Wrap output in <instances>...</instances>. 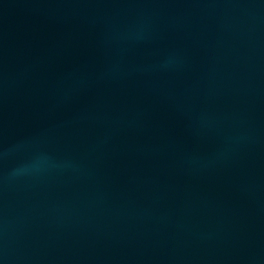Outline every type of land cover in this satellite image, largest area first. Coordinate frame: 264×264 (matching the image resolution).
<instances>
[{
    "label": "water",
    "instance_id": "obj_1",
    "mask_svg": "<svg viewBox=\"0 0 264 264\" xmlns=\"http://www.w3.org/2000/svg\"><path fill=\"white\" fill-rule=\"evenodd\" d=\"M0 264H264V0H0Z\"/></svg>",
    "mask_w": 264,
    "mask_h": 264
}]
</instances>
